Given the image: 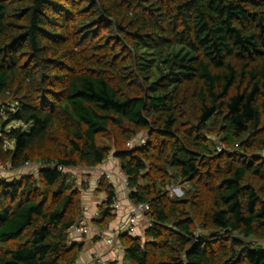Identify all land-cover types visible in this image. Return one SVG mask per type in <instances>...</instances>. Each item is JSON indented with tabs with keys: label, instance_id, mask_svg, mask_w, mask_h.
Segmentation results:
<instances>
[{
	"label": "trees",
	"instance_id": "obj_1",
	"mask_svg": "<svg viewBox=\"0 0 264 264\" xmlns=\"http://www.w3.org/2000/svg\"><path fill=\"white\" fill-rule=\"evenodd\" d=\"M1 110L0 264H81L110 156L152 222L123 264H264V0H0Z\"/></svg>",
	"mask_w": 264,
	"mask_h": 264
},
{
	"label": "crops",
	"instance_id": "obj_2",
	"mask_svg": "<svg viewBox=\"0 0 264 264\" xmlns=\"http://www.w3.org/2000/svg\"><path fill=\"white\" fill-rule=\"evenodd\" d=\"M120 169L119 162L116 158L107 160L101 166L88 170L87 175L84 176V180H89L91 184L99 182L106 171L115 172ZM81 181V180H80ZM111 182V180H109ZM112 183L115 186L117 193V200L120 203V208L115 212L116 218L113 222L109 224V228L105 229L99 227L93 222L96 218V211L99 205L105 200L106 196L104 193L96 192V184L90 186V191L83 194V206H84V220L89 225H91V231L87 235H81L78 233H70L71 242L83 243L84 250L80 256L79 263L81 264H101L97 262L98 255L101 260H109L107 264H123L121 257L123 253L115 245H109L107 239L113 237L117 242V245H120L119 236L121 233L128 232V218L131 213V202L126 194V191L123 189L121 183L116 178L112 179ZM148 220L146 218H140L137 223H135L134 230L135 235L141 238H144V232L148 228ZM103 233V235H99ZM98 236L100 241L98 243L92 244L90 242L93 237ZM88 244V246H87ZM119 258L121 260H119Z\"/></svg>",
	"mask_w": 264,
	"mask_h": 264
},
{
	"label": "built area",
	"instance_id": "obj_3",
	"mask_svg": "<svg viewBox=\"0 0 264 264\" xmlns=\"http://www.w3.org/2000/svg\"><path fill=\"white\" fill-rule=\"evenodd\" d=\"M141 141L143 143H145L144 139H142ZM134 143H138V142H136V140L133 139L129 142V145H132ZM109 159H112V156H110ZM59 169L64 170V168L61 166L59 167ZM8 170L9 169L5 164H0V178L3 176V173L8 171ZM34 173H35V171H34V169H32L31 174H34ZM104 174L108 177V180H111V183H112L113 178H116L117 180H119L123 189L126 191V194L128 196V194H129L128 180H127V177L123 174L121 169H118L115 172L106 171ZM84 182H85L84 191L89 192L90 186H91L90 182H87L86 180H84ZM96 183H98V182H96ZM113 207H114L115 212L120 208V203L118 200L115 201ZM149 209H150V206L147 203H138V204L131 203V213H130L128 221H127L128 232L130 234L135 235L134 226H135V223H137V221L140 218H146L148 220V223H149L148 227L151 225L152 222L149 219V217L147 216V211ZM95 215L98 216V211H96ZM90 231H91V228H90L89 224L87 222H85V220H81L80 222L75 224L70 229V233H78L81 235H87L90 233ZM99 235L102 236L103 233H100ZM107 242L109 245H115L117 248H119V250L123 253V255H125V247L122 246L121 244L117 245V242L115 241V239L113 237L108 238ZM96 257H97V262H101V264H104L103 261H100L101 258L98 255H96Z\"/></svg>",
	"mask_w": 264,
	"mask_h": 264
},
{
	"label": "rangeland",
	"instance_id": "obj_4",
	"mask_svg": "<svg viewBox=\"0 0 264 264\" xmlns=\"http://www.w3.org/2000/svg\"><path fill=\"white\" fill-rule=\"evenodd\" d=\"M0 115L3 118H6L8 116V114L5 112V110H1L0 111ZM18 126H20V123H18V122L11 123V127H18ZM28 129H29V127H28ZM1 132L2 131L0 130V135H1ZM88 170H91V169L78 168V169L74 170V172L76 173V175L78 176V178L80 180H83L84 176H88L87 175V171ZM24 172H26V169L25 170H22V171H19V172H12L11 170H8V171H6V172L3 173V176L2 177L3 178H6L8 181H12L13 179L18 178ZM104 178H106V180L108 179V177L106 175H103L101 179H104ZM87 182H90V181L87 179ZM95 184L96 183H93L91 185V187L94 186ZM181 191L182 190H181L180 187H176V188H173L171 192H172L173 195H179L181 193ZM116 192L118 193V190H116ZM83 194H85V191H83ZM89 226L91 227V225H89ZM108 228H109V225L105 226V229H108ZM99 241H100V238H98V236H95V237H93V239L90 242H92V244H94V243H98ZM87 246H88V244H87ZM124 256L125 255H123L121 257L122 261L124 259ZM121 259L119 258V260H121ZM103 262H104V264H107L109 262V260H105Z\"/></svg>",
	"mask_w": 264,
	"mask_h": 264
},
{
	"label": "clouds",
	"instance_id": "obj_5",
	"mask_svg": "<svg viewBox=\"0 0 264 264\" xmlns=\"http://www.w3.org/2000/svg\"><path fill=\"white\" fill-rule=\"evenodd\" d=\"M86 181H87V180H86ZM95 183H96V182H95ZM84 184H85V182H84ZM96 184H97V183H96ZM90 185H92L91 182H90ZM84 187H85V186H84ZM83 191H84V190H83Z\"/></svg>",
	"mask_w": 264,
	"mask_h": 264
}]
</instances>
